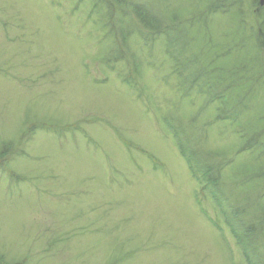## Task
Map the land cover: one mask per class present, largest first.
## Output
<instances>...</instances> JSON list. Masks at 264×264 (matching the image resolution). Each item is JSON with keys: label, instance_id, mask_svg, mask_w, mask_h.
<instances>
[{"label": "rangeland", "instance_id": "374dc122", "mask_svg": "<svg viewBox=\"0 0 264 264\" xmlns=\"http://www.w3.org/2000/svg\"><path fill=\"white\" fill-rule=\"evenodd\" d=\"M129 1L0 0V264H264V0Z\"/></svg>", "mask_w": 264, "mask_h": 264}, {"label": "trees", "instance_id": "16d2710c", "mask_svg": "<svg viewBox=\"0 0 264 264\" xmlns=\"http://www.w3.org/2000/svg\"><path fill=\"white\" fill-rule=\"evenodd\" d=\"M111 1L113 3L116 2L117 4L124 5L125 7H126V5L127 6H130V9H131L132 13L135 14V17L139 20V23L140 24H143V25H145L147 27L149 26L152 30L154 29V31L151 32L152 34L159 33L158 31H162V33L164 34V26H160L159 25L160 19L151 20L150 19V16H149V13H148L149 12L148 9L145 8L142 3H139V2L133 3L132 1H129V0H111ZM160 27H163V29H159ZM155 30H158V31H156V33H155ZM121 32H122V34H123V36L125 38L127 36L126 35V32L125 31H121ZM166 33L167 32H165V34ZM167 34H169V33H167ZM182 40L184 41V39H182ZM174 43H175V46L178 47L179 49L182 47V44L181 45L178 44L177 43V40H175ZM183 67H185V66L182 65V68ZM196 71H198V70L197 69H193V71H191V74L190 75H192V78H193L191 82L196 81V79L202 77V75L199 72L198 73L200 75H194V73ZM184 78L186 79V76H184ZM9 146H10V143L9 144H5V147H4L5 150H2V152H0V156H2L3 153L4 154L7 153V151L12 148L11 146L10 147ZM183 156L185 157L186 161H188L189 168L192 171L195 179L197 181H200L201 182L200 188L203 187L205 185V181H206L205 176L203 174L200 175L199 171H196L194 169V166L192 164V161L184 153H183ZM0 165H1V161H0ZM207 170L209 171V172L208 171L207 172H208V176L210 178L211 172L214 171V168L212 166H208ZM212 178H213V181H212L211 178H210V181H212V184H215L216 182L214 180L216 179V176H213ZM206 184H207V181H206ZM208 192H210V189L208 190ZM210 196L214 198V201L215 202H217V199L215 198L216 196L213 193L212 194L210 193ZM217 203L219 204V202H217ZM231 227L233 229V226L232 225H231ZM251 227H252V229H253V227L256 229V227L254 226V224ZM255 229L254 230H251V231L254 232V231H256ZM232 233L234 234L237 243H240L241 246L243 247V254H244L245 258L247 259V256H249L248 250H251V251L254 250V243L252 242V244L250 246V244L248 245V243L245 241V243H246L245 244L244 243V239L242 238V236L239 233H236L234 230H233ZM258 264H260V263H258Z\"/></svg>", "mask_w": 264, "mask_h": 264}]
</instances>
